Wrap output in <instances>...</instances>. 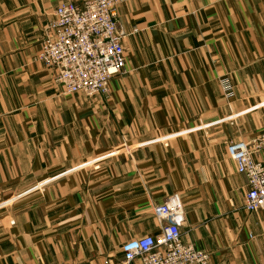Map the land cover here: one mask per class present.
<instances>
[{
  "label": "crops",
  "instance_id": "crops-1",
  "mask_svg": "<svg viewBox=\"0 0 264 264\" xmlns=\"http://www.w3.org/2000/svg\"><path fill=\"white\" fill-rule=\"evenodd\" d=\"M71 1L0 0V264H123L171 199L211 264H264V211L228 153L264 133V0H126L107 97L63 93L37 59Z\"/></svg>",
  "mask_w": 264,
  "mask_h": 264
},
{
  "label": "built area",
  "instance_id": "built-area-1",
  "mask_svg": "<svg viewBox=\"0 0 264 264\" xmlns=\"http://www.w3.org/2000/svg\"><path fill=\"white\" fill-rule=\"evenodd\" d=\"M126 0L62 2L40 41L37 59L48 67L52 82L65 94L110 95V81L127 72V55L118 7ZM228 153L248 179L244 207L264 211V133L250 141H230ZM260 155L262 159H260ZM162 232L129 240L123 264H211L209 252L182 239L185 207L171 199L154 208Z\"/></svg>",
  "mask_w": 264,
  "mask_h": 264
}]
</instances>
